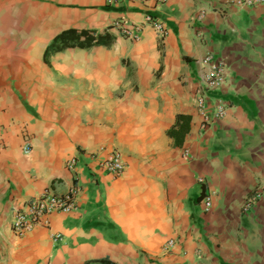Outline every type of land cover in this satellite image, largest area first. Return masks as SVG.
Listing matches in <instances>:
<instances>
[{
    "label": "crops",
    "instance_id": "crops-1",
    "mask_svg": "<svg viewBox=\"0 0 264 264\" xmlns=\"http://www.w3.org/2000/svg\"><path fill=\"white\" fill-rule=\"evenodd\" d=\"M226 1L0 0V264H264V194L244 209L264 187V4ZM145 15L166 35L145 25L132 41L115 26ZM67 30L112 42L44 61ZM206 54L228 69L218 90L203 87ZM201 96L225 107L205 128ZM114 152L117 177L100 166ZM73 186L74 211L13 232L15 212Z\"/></svg>",
    "mask_w": 264,
    "mask_h": 264
},
{
    "label": "built area",
    "instance_id": "built-area-1",
    "mask_svg": "<svg viewBox=\"0 0 264 264\" xmlns=\"http://www.w3.org/2000/svg\"><path fill=\"white\" fill-rule=\"evenodd\" d=\"M140 1H154L157 5L165 3V0H140ZM110 2V1H108ZM227 4L235 7H253L260 4H264V0H227ZM205 12L201 10L196 18L198 21L203 20ZM151 26L156 33L163 37L166 35V27L159 19L145 15L143 24H133L132 26H126L125 23H116L122 36L132 41H138L143 32L144 26ZM201 63L206 67V72L202 77V84L204 89L208 91L218 90L226 81L228 69L224 61L216 59L211 54H206ZM196 106L200 112L202 127H209L216 121H219L225 114V107L221 104L215 105L213 110H209L206 107V101L201 96L196 100ZM24 151L29 152V148L26 147ZM185 156L188 157V153L185 152ZM78 165V159L72 157L66 161V168L75 172ZM102 170L113 177H117L124 171L125 165L121 158L120 153L114 152L110 154L106 159L100 162ZM199 183H202L201 178L198 179ZM79 189L77 186H73L67 193L63 195H55L49 191H43L38 195L26 208L25 211L15 212L12 220V230L18 237H23L29 233L33 227L44 221L47 215L53 213H70L76 209L75 196ZM264 194V187L254 191L246 200L244 209L251 208L254 203ZM204 211H209L212 207V194L204 190L201 198ZM46 223V221H45ZM61 237L55 235L54 239L58 240ZM174 245V240H169L164 246V250H169ZM52 264V263H48Z\"/></svg>",
    "mask_w": 264,
    "mask_h": 264
},
{
    "label": "trees",
    "instance_id": "trees-1",
    "mask_svg": "<svg viewBox=\"0 0 264 264\" xmlns=\"http://www.w3.org/2000/svg\"><path fill=\"white\" fill-rule=\"evenodd\" d=\"M111 42L112 40L107 38L106 35H95L86 30L63 31L53 38L47 46L44 53V61H47L49 53L62 52L74 48L89 49L100 45L109 46ZM186 130L187 128L185 125H180L178 128L168 131V136L173 138L175 144L179 146L183 140V133L186 132Z\"/></svg>",
    "mask_w": 264,
    "mask_h": 264
}]
</instances>
